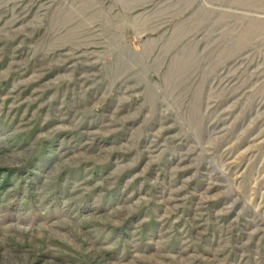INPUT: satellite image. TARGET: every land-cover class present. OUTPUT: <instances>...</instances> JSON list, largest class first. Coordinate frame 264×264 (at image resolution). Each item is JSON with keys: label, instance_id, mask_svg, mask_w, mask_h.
<instances>
[{"label": "rangeland", "instance_id": "rangeland-1", "mask_svg": "<svg viewBox=\"0 0 264 264\" xmlns=\"http://www.w3.org/2000/svg\"><path fill=\"white\" fill-rule=\"evenodd\" d=\"M0 264H264V0H0Z\"/></svg>", "mask_w": 264, "mask_h": 264}]
</instances>
